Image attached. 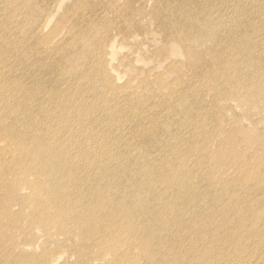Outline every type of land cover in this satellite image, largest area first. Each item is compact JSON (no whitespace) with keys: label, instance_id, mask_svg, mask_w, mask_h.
<instances>
[{"label":"bare ground","instance_id":"bare-ground-1","mask_svg":"<svg viewBox=\"0 0 264 264\" xmlns=\"http://www.w3.org/2000/svg\"><path fill=\"white\" fill-rule=\"evenodd\" d=\"M137 1L0 0V264H264L190 185L203 122L264 124V0Z\"/></svg>","mask_w":264,"mask_h":264},{"label":"rangeland","instance_id":"rangeland-1","mask_svg":"<svg viewBox=\"0 0 264 264\" xmlns=\"http://www.w3.org/2000/svg\"><path fill=\"white\" fill-rule=\"evenodd\" d=\"M74 1L75 0H67L66 5L72 8ZM124 2L125 0H121V4H124ZM140 2H135L132 7L134 9L139 8L141 5ZM143 4L144 9H150L151 2L149 0H145ZM123 6L124 5H121L120 7L124 8ZM145 26L147 29L152 28L149 21L145 23ZM125 43L126 44L122 46L123 48L118 52L116 57L118 63L122 65L123 61L127 63L130 57L135 55L131 48H136L137 46L143 48L150 47L148 43L142 45L138 41L135 43ZM147 50L149 53L143 56L149 61H152L149 63V66L153 67L156 61V58L153 57L156 56V53L153 51V48ZM136 66L143 67L140 62H138V64L136 63ZM127 78L128 76H123L121 80H118V84H124ZM198 105L200 113H205L208 107H212L210 103L201 102L199 98ZM257 113L258 111L255 112L254 115ZM235 115L236 118H239L237 123L234 124L228 120L229 122H224L222 125L218 126V128L214 125V119L203 122V124L200 125V131L206 134L205 137L208 138V140L200 134L190 137V141L193 140L194 145H199L200 149H203L205 153L213 139L215 141L218 140V138L220 140L224 139L227 144L225 147L220 148L219 152L223 160L226 161L227 166H221L222 164L219 157L214 159H207L205 157L206 161L203 163L200 162L199 165H202L203 169L211 167L212 171L199 174L197 179L193 180L190 185L191 190L197 192H199V189L202 190L203 204L204 206L206 205L204 207L205 211L209 212L212 207L216 209L217 212L221 211L220 215L214 217L215 222L212 224L210 223L211 225L224 224V221L230 215L225 207L228 208V203L233 196L234 198H239L241 196L244 200H249V209L245 223L253 225L255 244L252 248L255 252L260 253V251L264 252V124H249L247 121L243 120L239 111H237ZM253 119L256 123L259 117H253ZM227 131L231 133L232 138L227 136ZM184 136L185 135H183V137ZM187 146L190 147L188 144ZM218 146L219 144L216 143L215 148H218ZM245 165H248L252 171L247 172L244 169ZM215 171H219V180L212 176ZM230 182L235 185L231 189L230 186L233 185ZM212 217L213 215L209 218L211 219ZM39 252L40 250L38 253Z\"/></svg>","mask_w":264,"mask_h":264}]
</instances>
